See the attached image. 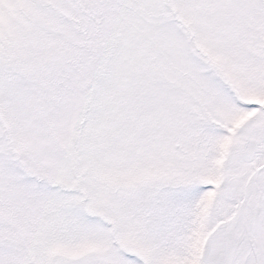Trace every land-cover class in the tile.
Returning a JSON list of instances; mask_svg holds the SVG:
<instances>
[{
  "label": "snow or ice",
  "instance_id": "1",
  "mask_svg": "<svg viewBox=\"0 0 264 264\" xmlns=\"http://www.w3.org/2000/svg\"><path fill=\"white\" fill-rule=\"evenodd\" d=\"M0 264H264V0H0Z\"/></svg>",
  "mask_w": 264,
  "mask_h": 264
}]
</instances>
